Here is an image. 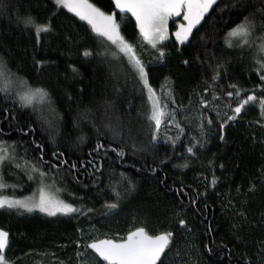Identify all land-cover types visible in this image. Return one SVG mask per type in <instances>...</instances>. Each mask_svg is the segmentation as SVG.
<instances>
[{
    "label": "trees",
    "instance_id": "obj_1",
    "mask_svg": "<svg viewBox=\"0 0 264 264\" xmlns=\"http://www.w3.org/2000/svg\"><path fill=\"white\" fill-rule=\"evenodd\" d=\"M90 2L105 11L114 8L111 0ZM231 2L234 0L217 1L201 25L197 26L199 31L194 29L193 37H190L197 40L204 35L205 40L198 47L180 46L182 55H177L173 47L176 31L174 24L184 21L182 16L170 18L171 34L164 41V50L169 55L163 63L155 61V53L148 47L139 45L138 32L134 29L135 21L130 18V14H126L128 19L122 23V33L130 42L137 44L146 62L152 61L149 67L152 87L165 101L167 97L161 91L162 86L172 87L174 83L177 104H183V107H177L170 100L167 101L166 113L175 110V121L181 124L185 134L175 147L176 156L153 174L143 169V166L159 165L166 153L169 156L173 154L170 142L165 143V139L176 137L178 130L175 122H168L170 116H166L158 132L160 143L156 147L150 144L154 130L153 122L148 119L150 102L147 92H141L140 86L135 84L130 75L122 74L126 70V61L114 63L111 56L108 59L102 56L87 60L79 58L77 48L66 41L64 36L71 32L73 39H77L78 35H83L87 26L85 22L67 13L66 9H55L52 0H0V58L7 62V70L15 74L13 80L24 78L28 85L46 89L51 100L49 103L48 98L38 99L33 102V106L22 108L16 97V91L22 90L18 83L7 94L0 91V141L8 145L15 142L16 145L13 153L16 158L5 162L3 167L6 182L16 187L8 188L6 194L21 198L31 196L36 191L37 181L28 180L24 165L25 160L35 162L40 156V151L32 144L35 140L43 145L44 160L50 164H56L51 153L58 149L65 154L64 159L77 165V169L73 170L76 179L69 173L67 165H61L58 171L50 169L48 165H41L49 172L45 186L53 185L51 177L55 176L52 186L55 195L76 207L83 205L96 210L87 216L58 214L51 217L39 212L19 213L16 210L0 209V228L9 233L6 248L9 259L15 264H60L62 260L65 264H75L74 242L81 235L78 228L83 230L85 239L89 236L105 239L126 236L129 230L143 226L149 234L173 232L171 250H166V255H162L164 264H237L238 260L242 262L245 253L256 264L257 245L264 240V223L261 222V214L264 213V180L260 172L264 168V128L254 123L259 119L258 108L250 109L242 114V119L226 124L223 142L218 139L214 124L204 147L197 150L196 158H190L189 168L173 167L174 164L184 163L180 157L187 155L181 143L187 145L191 137H199L197 125L201 112L217 123L228 112L223 98L218 107H199L197 93L203 94L206 86L204 81L211 75V70L205 71L196 57L199 55L205 59V51H215L217 57L227 61V77L219 82L221 85L234 82L251 89L258 82L253 71L254 51L247 48L241 51L238 47L228 49L224 44L223 34L227 30L225 21L231 19L235 23L239 22L236 11L230 6ZM17 7L21 15L31 9L40 22L49 19L53 11H58L52 18L53 31L41 33L37 41L34 30L16 23ZM86 42L94 52L103 53L109 48L107 43L91 36ZM34 57L56 63L37 67L34 66ZM182 59H188L190 66L183 65ZM73 62L79 68V75L75 77L68 70V64ZM113 72L117 73L115 78ZM165 77L169 79L166 81ZM113 85L120 88L119 94L113 92ZM69 95L72 99L68 98ZM204 95L206 99H211L209 94ZM112 99H115V107L106 113L105 101ZM87 109L91 111L85 115ZM117 117L123 124V143L120 136L114 135L107 127L110 122L115 125ZM28 125L34 131H30ZM81 135L85 137L83 141L78 139ZM98 142L105 147L96 152L94 149ZM132 143L144 151L133 155L129 147ZM109 144L112 147H124L125 157L118 158L108 147ZM209 161H214V164L210 166ZM16 163L21 164L20 169L15 167ZM101 163L102 173L96 172L95 167ZM122 172L135 183V190L120 201L118 209L105 215L107 210L102 204L105 200L114 199L109 186L115 184ZM213 172L218 177L215 188L210 185ZM91 174L97 180L95 184ZM181 182L191 187L184 188L186 196L178 197L176 190L181 187ZM251 183L257 185L254 193L247 197L237 195V187L246 193ZM116 186L123 193V188ZM206 186L207 198H198L197 209L190 204V200L197 199V193H203ZM57 188L60 189L58 193ZM245 198L247 207L244 210L248 216V226L240 233L243 241L238 242L233 236L232 211L225 209L222 201L226 203L232 199L239 206ZM179 218L188 222L191 233L178 226ZM208 226L214 231L208 233ZM206 244L213 249L212 254H207L204 247ZM88 254L89 257L94 255L91 250H88Z\"/></svg>",
    "mask_w": 264,
    "mask_h": 264
},
{
    "label": "snow or ice",
    "instance_id": "obj_2",
    "mask_svg": "<svg viewBox=\"0 0 264 264\" xmlns=\"http://www.w3.org/2000/svg\"><path fill=\"white\" fill-rule=\"evenodd\" d=\"M53 6L57 10H67V13H71L73 17L78 18L79 21H83L86 24V30L83 35H78L77 39H73L72 33L69 32L64 36V39L77 48V56L84 60L95 56H102L104 59H108L111 56L114 63H120L126 61L124 75H130L135 82L140 86V91L147 92V98L150 102V114L148 119L153 122L154 130L151 134L150 144L156 147L159 143L158 132L161 124L166 116H170L169 123L175 122V127L178 130L176 137H166L165 143H169L173 148V154L169 156L165 154V158L159 161V165H147L143 166V169H147L151 173L155 174L161 170L160 166H165L167 162L176 156L175 147L178 142H181V137L185 134L184 128L179 122L175 121V110L171 113H166L165 109L168 107V102L177 107H183L182 102L177 104V97L174 94V83L172 87L165 88L162 86L161 91L166 95L167 100L162 101L161 96L157 94V90L152 87L150 83L149 67L152 61H145L142 58V52L138 51L137 44L130 42L126 39L122 33V23L125 19H128L126 14L130 13V18L134 19V29L138 32L139 45L148 47L155 53V61L157 63H163L169 53L164 50V41L169 39L168 22L172 17L183 18L184 23H179L176 26L174 32L175 41L173 47L177 55H182V48L180 46L196 45L199 46L201 41L205 40V36L201 35L199 39L193 40V30L199 31L198 25L205 19L206 14L210 9L217 4V0H111V4L114 6L113 10L105 11L90 0H52ZM231 8L236 11L238 23H235L231 19L225 21L227 30L223 34V40L226 48H240L243 51L245 48L254 51V74L258 77V82L253 85L251 89H246L238 83L229 82L226 85H221L219 82L227 77V61L222 60L216 56L215 51H205V59H201L198 55L196 61L199 65L207 71L211 70V75L205 79V87L203 88V94L197 93L199 97V107L201 109H211L218 107L220 101L223 98L224 107L228 109V112L224 114L223 119L219 123L211 118H206L203 112L198 117L199 137H191L187 145L184 147L186 156L182 155L180 158L184 159L182 164H174L173 167L178 169H187L190 166V158H196L198 149L204 147V142L209 136L212 126L216 124L218 139L223 142L225 140L224 129L225 125L229 122H235L238 119H242L246 112L253 108H258L259 119L254 123L264 128V0H234L230 4ZM7 7V5H5ZM229 7V5H225ZM118 10V12L116 11ZM58 14V11H53L52 16L44 22H40L37 17L32 14L31 9H28L23 15L19 13V9H16L15 20L18 25H23L25 28L35 31L37 41L41 33H50L53 31L52 18ZM231 25V26H228ZM93 39H99L102 43H107L109 48L103 53L99 51H93L92 46L87 44L89 37ZM258 42V43H257ZM114 49V50H110ZM195 50V48L193 49ZM71 56V53L69 54ZM34 66L42 67L45 64H55V61L37 60L35 57ZM212 61V62H210ZM181 63L185 66H190L188 59H182ZM68 70L72 76L79 75V68L76 63L68 64ZM15 74L7 70V62L0 58V91L8 93L15 84H19L22 90L16 91V97L19 101L20 107L27 108L33 106V102L39 97L40 100L48 98L49 92L40 87H32L28 85L24 78L18 77L13 80ZM115 78L116 72L112 73ZM169 78L165 77L167 81ZM113 92L115 94L120 93V88L113 85ZM204 94H209L211 99H206ZM69 99L72 97L69 95ZM233 104L235 106L233 107ZM115 107V99L105 101V112ZM7 111V109H5ZM90 109L85 111V115L90 112ZM220 113L217 112V116ZM13 118H15L13 116ZM30 131H34L31 125L27 126ZM114 135L120 136L121 143H123V124L117 117V123L113 125L111 122L107 125ZM2 131V129H0ZM23 131V129H22ZM84 136L78 137L83 141ZM36 150L40 151V156L35 162L24 161L25 175L28 180L33 181L39 179L41 187L38 189L39 195L33 193L31 196H24L17 198L15 195L6 194L8 188H15L16 185H9L6 182L3 167L5 162H11L16 157L13 155L16 150L15 142L12 145H8L5 141H0V209L16 210L19 213H44L47 216L55 217L58 214L64 216H71L73 214L87 216L89 213H94L96 210L91 207L74 206L73 203L66 202L60 199L58 195H53L51 192L45 190V180L49 179V172L45 171L41 165H48L50 169L54 168L57 171L61 165H67L70 174H73V170L77 169L76 163H70L67 159H64V153L62 151L54 150L51 155L56 160V164L52 165L48 161L44 160L43 145L32 141ZM105 145L98 142L94 151L99 152ZM116 156L123 159L126 155L124 147H112L108 145ZM136 155L138 152L144 151V149L137 148L135 143L129 146ZM107 155V153H105ZM91 163V161L89 162ZM214 161H209V165L212 166ZM17 169L21 168L20 163H16ZM223 168V164L220 165ZM103 164H99L95 167L96 172L102 173ZM143 169H138L141 171ZM261 178L264 180V168L260 170ZM93 183L97 182L94 174ZM73 178L76 176L73 174ZM53 185L55 182V176H52ZM207 179V178H205ZM77 182H79L77 180ZM164 183V180L160 181ZM218 182V177L214 172L210 185L215 188ZM48 185L47 187H52ZM120 185L123 188V193L117 190V186ZM111 188L113 200H105L102 207L107 211L105 215L116 210L120 206V201L131 192L135 190V183L128 178L126 173H120L119 179L115 184L109 186ZM185 186L181 182V187L176 190L178 197L186 196L187 192L184 191ZM256 183H251L246 193H242L240 187H237V195L252 194L256 191ZM59 188L56 189L58 193ZM74 195V194H73ZM219 196V193L217 194ZM204 196L207 198V186L203 193H197V199L190 200V204L198 209L199 197ZM79 199H83L80 197ZM225 209H230L233 214V236L238 242L243 241V237L240 233L248 226V216L246 214L247 199L245 198L239 206L232 199H229L226 203L222 201ZM207 207V206H205ZM201 212L202 209H199ZM261 222L264 223V213L261 214ZM178 226L191 233V227L188 222L179 218ZM80 232V238L74 243L76 245L75 251V264H164L162 255H166V250H171L170 245L173 242L172 231H161L158 234H149L145 227H135L134 230H129L126 236L120 238H105L96 239L89 236L85 239V234L82 229H77ZM206 231L211 233L214 231L211 226H208ZM90 241V242H89ZM9 244V233L0 228V264H15V262L8 258L6 248ZM207 254H212L213 249L209 245L204 246ZM258 251L256 253V264H264V240L258 242ZM88 250L94 255L89 257ZM71 259V258H70ZM60 264H65L62 260ZM237 264H254L253 260L245 256L242 260L237 261Z\"/></svg>",
    "mask_w": 264,
    "mask_h": 264
},
{
    "label": "rangeland",
    "instance_id": "obj_3",
    "mask_svg": "<svg viewBox=\"0 0 264 264\" xmlns=\"http://www.w3.org/2000/svg\"><path fill=\"white\" fill-rule=\"evenodd\" d=\"M218 1V0H217ZM130 14V13H129ZM169 22H168V32H170V27H169ZM175 26H177L178 24H174ZM169 34H171V33H169ZM170 37V36H169ZM38 99H40L39 97L36 99V100H38ZM35 100V101H36ZM37 181V189H36V191H34L33 193H36V195L38 196L39 195V193H38V189L41 187V185H40V182H39V179H37L36 180ZM45 183V182H44ZM48 185H50V184H48ZM47 185V186H48ZM47 186H45V190L46 191H49V192H51L53 195H55V193H54V191H53V188L52 187H47ZM31 195H33V194H31Z\"/></svg>",
    "mask_w": 264,
    "mask_h": 264
}]
</instances>
